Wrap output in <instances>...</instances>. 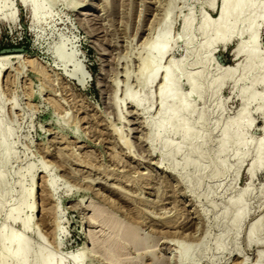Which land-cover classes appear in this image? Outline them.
I'll use <instances>...</instances> for the list:
<instances>
[{"label": "rangeland", "instance_id": "1", "mask_svg": "<svg viewBox=\"0 0 264 264\" xmlns=\"http://www.w3.org/2000/svg\"><path fill=\"white\" fill-rule=\"evenodd\" d=\"M21 1L0 0V131L10 134L12 150L7 162L0 149V233L28 244L29 264L39 252L56 264H76L79 253L80 264H264V162L249 174L264 140V85L254 84L264 61L241 78L245 59L235 52L255 14L240 16L231 40L208 54L198 28L217 18L224 0L215 8L213 0H36L43 7L36 19ZM167 17L168 62L183 60L178 92L189 94L187 75L202 91L188 101L193 112L185 118L198 133L189 145L179 134L155 139L158 82L149 88L141 77L145 49ZM188 18L191 35L184 33ZM236 66L234 77L221 76ZM128 93L142 99L141 110ZM252 95L248 104L244 96ZM245 104L248 147L231 146L222 163V130ZM240 196L245 217L235 223L232 203ZM17 209L18 219L8 218ZM115 227L142 246L119 238L118 254L109 255ZM0 258L14 264L1 244Z\"/></svg>", "mask_w": 264, "mask_h": 264}, {"label": "bare ground", "instance_id": "2", "mask_svg": "<svg viewBox=\"0 0 264 264\" xmlns=\"http://www.w3.org/2000/svg\"><path fill=\"white\" fill-rule=\"evenodd\" d=\"M258 0H224L218 8V16L216 19L211 21L206 18L204 23L198 28L199 33L205 37V43L203 48L206 49L208 54H211L214 51V48L217 44H227L231 40V36L237 27V22L243 14L252 12L255 15L251 18L249 25L244 28V33L249 35L248 41L244 44H239L236 49V58L243 57L245 59V65L242 69V76L244 78L250 73L255 72L259 63H263L262 55L259 51V38H260V25L259 23L264 24V1L257 5ZM23 3L27 7L31 8L32 17L35 19L38 17V14L43 10L42 5L38 4L36 0H23ZM212 8H215V0L210 3ZM214 10V9H213ZM263 15V16H262ZM159 32H156L155 37L152 39L150 44L146 47V57L142 60V69L141 77L144 78V83L147 87L158 82V95L160 99V115L161 120L158 121L154 126H151L155 139L164 140L167 134H179L183 138V144L189 145L192 142L198 133L194 128L187 122L186 116L192 114V109L188 103L190 95H201V88L196 81V77L193 75H187L186 81L190 86L189 94L181 96L178 92L179 86V77L177 75V70L181 68L183 60L179 59L176 61L168 62L170 53L174 43L171 39V32L169 27V18L167 17L164 24L161 25ZM193 28L192 19L188 18L185 21L184 33L191 35V30ZM192 40L190 37L188 43ZM248 46H250L248 48ZM18 56H16L17 58ZM12 58H14L12 56ZM20 58V57H19ZM60 59H64L63 55L59 54ZM18 59V58H17ZM11 56L4 58L2 61V66L5 68ZM166 61V66L164 62ZM240 68V66H239ZM238 66L227 68L224 70L222 77H234L237 73ZM264 69V66H263ZM142 80V79H141ZM141 83V82H140ZM222 79L214 80L212 86L214 89H218L222 86ZM260 83L264 85V76L260 80H255L254 84ZM249 91V90H248ZM130 92V90H129ZM246 94V92H244ZM248 99L249 102L256 100L255 96H244ZM245 99V98H244ZM127 100L133 108L141 110L142 99L139 98L136 94L128 93ZM262 107V106H261ZM150 110V109H149ZM248 110V105L239 110L237 118L228 126L222 130V140L220 143V148L218 151V159L220 162L225 161L229 149L231 146L235 147L236 151H240L243 147H246V143L243 139L242 131L244 128H251L252 124L250 122L245 123L246 113ZM264 115V109H259ZM204 116L200 115L196 124H202ZM248 121V120H247ZM152 131V133H153ZM151 133V134H152ZM12 134V131H11ZM249 135V134H248ZM10 134H7L3 131H0V149L2 156L6 161L12 156V150L10 146H7L6 140L9 139ZM11 139V138H10ZM9 139V140H10ZM247 142V141H246ZM164 151L165 155H169L172 151V146L168 142H164ZM248 147V146H247ZM179 149V148H178ZM182 151V149L180 150ZM191 153L198 155V148H195ZM237 153V152H236ZM163 157V156H162ZM3 158V159H4ZM164 158V157H163ZM9 161V160H8ZM7 161V162H8ZM5 162V163H7ZM264 162V140H262L257 147V158L253 161V164L249 167V174L254 177L255 169L263 165ZM189 161L187 165H190ZM225 164V163H224ZM193 165L198 169L200 168L198 163H193ZM5 166V165H4ZM1 170V169H0ZM4 176V175H3ZM0 174V185L4 181V177ZM6 178V177H5ZM54 186L53 181L51 180V185ZM247 191H244L246 193ZM233 206L236 209V214L234 218L235 223H240L245 217V204L242 196L237 200L233 201ZM1 208V201H0ZM20 210H11L8 214V218L18 219V214ZM97 213V212H96ZM98 214V213H97ZM24 224L28 226L30 224V218L24 220ZM116 230V238L109 241L110 247L108 249L109 255L115 256L118 254L120 245L117 242V239L129 238L131 243L136 246H142L140 239L137 235L131 234L126 229ZM253 229L251 235L254 233ZM252 239V238H251ZM0 244L6 251V255L11 258L14 264H29L28 257L30 251L28 249V244L18 241L13 236L6 235L5 232L0 233ZM7 244H16L14 250H9ZM189 252V251H188ZM184 253V257L188 256L189 253ZM190 255V254H189ZM82 253L73 256L76 264H80L82 260ZM0 264H6L5 259L0 258ZM36 264H56L55 259L44 255L42 252H39L36 256Z\"/></svg>", "mask_w": 264, "mask_h": 264}, {"label": "water", "instance_id": "3", "mask_svg": "<svg viewBox=\"0 0 264 264\" xmlns=\"http://www.w3.org/2000/svg\"><path fill=\"white\" fill-rule=\"evenodd\" d=\"M21 2H22V6H23L25 9H27L25 3H23V1H21Z\"/></svg>", "mask_w": 264, "mask_h": 264}, {"label": "trees", "instance_id": "4", "mask_svg": "<svg viewBox=\"0 0 264 264\" xmlns=\"http://www.w3.org/2000/svg\"><path fill=\"white\" fill-rule=\"evenodd\" d=\"M1 48V47H0Z\"/></svg>", "mask_w": 264, "mask_h": 264}]
</instances>
